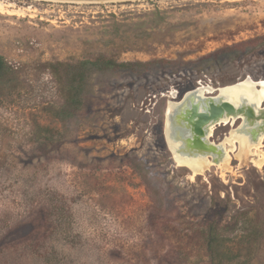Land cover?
Here are the masks:
<instances>
[{"label":"rangeland","instance_id":"rangeland-1","mask_svg":"<svg viewBox=\"0 0 264 264\" xmlns=\"http://www.w3.org/2000/svg\"><path fill=\"white\" fill-rule=\"evenodd\" d=\"M0 3V264H264V147L193 174L163 136L168 101L264 79V42L223 50L264 36V0ZM99 59L149 64L86 73L72 116L57 64Z\"/></svg>","mask_w":264,"mask_h":264},{"label":"water","instance_id":"water-1","mask_svg":"<svg viewBox=\"0 0 264 264\" xmlns=\"http://www.w3.org/2000/svg\"><path fill=\"white\" fill-rule=\"evenodd\" d=\"M246 80L247 78L232 85L212 89V93L214 92V95L207 96L209 98V103L204 108H201L200 104L193 103V105H181L178 108H171L169 112L165 111L163 136L166 147L177 166L186 167L191 171H194L196 165H199L197 162H200L197 160L198 155L201 154L204 156L205 154L206 156H210L211 153L221 154V151L216 148L214 143L208 140L211 136L207 138L205 137V127H207V125L210 123L223 122V119L233 117L236 121L241 120L240 126H244L242 118H245L251 122L253 120L260 119L263 121L262 125L264 126L263 107H257L256 104L247 103L242 98L236 102L226 101L224 96L227 94L221 92L223 89L232 88L231 93L233 95L240 94L241 96L242 91L239 90L238 86L240 84H245ZM250 84L253 87V97H259L256 95L257 92L261 90L259 80H252L250 81ZM182 99L183 96L178 100V102H180ZM174 126L182 129L183 135L181 139L179 138V141L182 143L181 150L173 152L171 145L172 142L168 140L166 132H169ZM260 129L261 128L259 127V130ZM175 157H177L183 165H180L181 163L176 162ZM206 161L208 160L206 159ZM185 162L188 165H185Z\"/></svg>","mask_w":264,"mask_h":264},{"label":"bare ground","instance_id":"bare-ground-1","mask_svg":"<svg viewBox=\"0 0 264 264\" xmlns=\"http://www.w3.org/2000/svg\"><path fill=\"white\" fill-rule=\"evenodd\" d=\"M39 1H58V2H91V1H105V0H39ZM9 7L5 4L0 3V12H7L5 9ZM27 8L26 10H29ZM249 78V79H248ZM250 81L252 79L250 77H247V80L245 84H240L239 90L242 91L241 96L239 95H233L231 93L232 88H226L221 90L222 93H226L227 95L224 96V99L229 102H236L240 98L244 99L247 103H253L256 104L257 107H261L264 102V79L259 80V85L261 86V90L257 92L256 95L259 97H253V87L250 84ZM207 93H212V90L209 91L205 86H198L196 89L188 91L183 94V99L178 102L177 101H168L167 105L165 107V111L169 112L171 108H178L181 105H193V103L200 104L201 108H204L209 103V98L206 96ZM214 95V93H212ZM170 99H174L173 96H171ZM243 119V125L240 126L237 130H231L222 141L219 143H214L217 149L221 151V154L219 153H211L210 156L198 155V161L199 165H196V168L194 169L193 174L201 173L204 171L205 168H207L210 165H217L218 167L225 168V166L228 165L230 161V153L235 152L238 149V156L243 150H247L249 153L253 155H258V149L261 147H264V126L262 125V120H253L252 122L242 118ZM236 120H234L233 117L225 118L223 119V122H217V123H210L205 127V137H210L213 135L214 129L217 125L221 124H230L232 125ZM259 127L261 128L259 130ZM259 130V131H257ZM257 132V133H255ZM167 133L168 140L172 142V151L181 150V141H179V138H182L183 131L177 126H174L169 132ZM175 154V153H174ZM175 156V155H174ZM177 156V155H176ZM207 157V158H206ZM206 159L208 161H206ZM175 161L178 163H181V161L175 157ZM185 165H188L186 162ZM264 164V155L258 158V161L256 162L257 166H261ZM180 165H183L182 163Z\"/></svg>","mask_w":264,"mask_h":264},{"label":"trees","instance_id":"trees-1","mask_svg":"<svg viewBox=\"0 0 264 264\" xmlns=\"http://www.w3.org/2000/svg\"><path fill=\"white\" fill-rule=\"evenodd\" d=\"M260 42V43H259ZM264 42V36L258 37L256 39H251L250 41H245L243 43H239V44H234V45H230L228 47H226L223 50L226 49H230L233 50L234 48H237L239 46H250L253 45L254 43H258L261 44ZM222 49H220L218 51L222 52ZM154 62V61H153ZM139 64V66H144L146 67L149 62H142V63H132V62H115L112 60H104V59H99V60H94V61H83V62H79L75 65H63L61 63H58L57 65L62 66V67H66L69 70H72L73 75L69 84V95H70V99H68L66 102L68 104V106L71 108L70 109V113L71 115H75L76 112L79 110L80 108V101H79V97L81 95L82 92V88L85 85V81H86V73L91 72V70H95V71H107V70H113V71H120V70H124V71H134L135 70V65ZM13 73V69L10 67V65L4 60L3 57L0 56V85H4L8 82H10L11 80H8V77L10 75H12ZM42 139H44V137H41V135H38V139L37 142L39 143V146H41L42 144ZM47 145V143H45V146ZM141 161L135 159L134 162L130 161V166L133 167L132 165L135 164H139ZM132 164V165H131ZM154 213V214H153ZM158 213L156 212H151L149 214L148 217V221H149V226L151 228L158 226ZM206 246H207V251H208V255L210 257V259H212L213 257V250H214V244H216V240H217V229H216V225L214 224L213 221H208L206 224ZM165 264L170 263L169 260L166 258L164 261Z\"/></svg>","mask_w":264,"mask_h":264}]
</instances>
